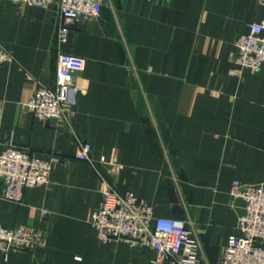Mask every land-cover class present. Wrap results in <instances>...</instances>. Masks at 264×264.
<instances>
[{
  "label": "crops",
  "instance_id": "obj_1",
  "mask_svg": "<svg viewBox=\"0 0 264 264\" xmlns=\"http://www.w3.org/2000/svg\"><path fill=\"white\" fill-rule=\"evenodd\" d=\"M59 18L57 1L0 0V46L14 55L0 66V151L15 143L60 156L50 183L28 188L23 202L5 198L0 178V224L46 233L35 250L0 249V264H172L149 245L98 238L90 217L100 175L75 156L66 125L28 110L39 85L55 88L59 49L85 60L72 122L106 156L101 171L155 215L184 219L199 258L213 264L239 233L234 182L264 184V65L232 60L236 38L264 19V0H107L62 46Z\"/></svg>",
  "mask_w": 264,
  "mask_h": 264
},
{
  "label": "built area",
  "instance_id": "obj_2",
  "mask_svg": "<svg viewBox=\"0 0 264 264\" xmlns=\"http://www.w3.org/2000/svg\"><path fill=\"white\" fill-rule=\"evenodd\" d=\"M19 7L43 6L57 1L60 18L57 40L62 46L68 41L73 24L98 16L107 0H12ZM232 60L240 67L258 69L264 65V19L250 23V31L235 40ZM14 61L13 53L0 46V66ZM84 58L59 49L55 88L39 85L26 103L30 112L55 126L66 125L76 136L79 147L75 156L85 160L100 175L102 199L90 217L96 234L103 242L123 239L133 244L153 247L157 260L169 259L172 264H210L199 258L200 244L189 238L187 222L178 217L158 216L153 205L134 195L119 190L101 171L106 156L96 158L89 140L78 137L72 116L77 103L76 76L84 68ZM60 159L37 157L29 146L6 143L0 151V178L5 184V198L23 202L28 188L50 183L53 162ZM233 201H242L239 233L229 236L221 255L213 264H264V184L234 182ZM44 214L49 213L47 210ZM46 233L24 226L7 227L0 224V249L35 250L45 246Z\"/></svg>",
  "mask_w": 264,
  "mask_h": 264
}]
</instances>
